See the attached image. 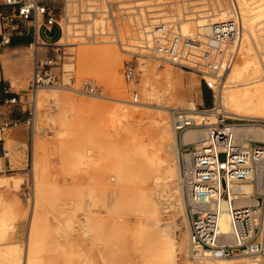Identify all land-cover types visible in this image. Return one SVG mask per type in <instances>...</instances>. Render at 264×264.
Segmentation results:
<instances>
[{
    "label": "rangeland",
    "instance_id": "rangeland-1",
    "mask_svg": "<svg viewBox=\"0 0 264 264\" xmlns=\"http://www.w3.org/2000/svg\"><path fill=\"white\" fill-rule=\"evenodd\" d=\"M46 1L49 5L58 8L64 0ZM134 1H140L136 3L138 5L161 3L152 5L151 9L168 11L171 15H178L181 18L185 14L192 16L194 11L202 8L197 4L210 3L214 7L216 4L215 0ZM223 1L227 3L228 8L230 6L228 0ZM162 3L167 4L162 5ZM199 13L207 14V12ZM141 14L143 18L146 15L144 12ZM57 15L62 16L60 9ZM130 24H133L132 20ZM191 24L194 25L193 20L190 21ZM57 25L47 26L40 20L39 29L46 41L54 42L56 35H62L64 43L62 27ZM129 31L131 29L128 30V35L136 36L134 32L129 33ZM67 35L69 36V31ZM67 41L70 45L64 46L66 57L62 67L53 69L55 73L62 74L60 85L77 90L86 84H91L95 89L94 94L46 89L39 96L37 94V97H33L29 89L34 45L3 54L8 57L4 67L0 56V73H3L13 88L19 91L26 114L24 121L8 124L0 133L7 152V167L3 166L2 159L0 175L12 177L8 180V184L0 186V211H4L3 208L10 203L13 204L11 202L13 200L22 211L15 220L14 229L6 226L3 238H0V248L5 250L0 252V260L17 256L21 264L23 263L26 249L24 233L33 207L31 224L35 225V233L40 239L39 245L44 248L37 255L45 264H69L66 253L74 249L80 254L87 255L86 264H103L102 256L105 254L112 258L113 264H143V259L139 256L143 248L141 241L143 231L140 227L145 228L147 224L149 228L156 230L166 228L179 239L185 226L178 215L179 218L176 219L169 213L162 214L161 223H158L156 215L146 214L140 210L135 205V191L145 184L151 174V168L143 162L140 163L139 169L136 168L124 176L120 171L121 164L130 165L135 161L139 151L138 141H142L149 152L153 148L151 139L146 135L149 119L164 111L155 109L151 105L182 108L181 99L184 98L173 90L165 91L166 83L161 85L163 81H167L162 76L167 73L164 68L167 67L172 72H181L183 75L179 76L180 83L187 80L184 74L189 77L191 87L194 89L190 99L195 98L196 103L200 86L203 85L201 75L195 71H191L192 73L186 71L188 72L186 73L169 63L139 56L135 62L136 77L128 81L123 75V64L129 59V55L122 53L115 43L103 41L96 44H72L71 42L76 40L70 37ZM130 42L136 44L134 41ZM104 43L109 44L117 52L118 56L112 62L116 67L111 69L108 57L103 56L86 59L83 67L78 66V63H81L79 62L81 57L78 59V55ZM55 47L56 44H44L39 47L37 45L36 49L38 53H44L51 52V48ZM119 57L121 62L117 63ZM141 57L149 60L147 65L145 64L144 76L140 74L142 72L139 68L140 61H143ZM156 62L161 64L156 66ZM198 68L203 69V67ZM115 72L121 75L125 93L117 90V87L110 83V76ZM191 74L197 79L192 80ZM154 84L160 91L156 95L147 93ZM204 91L202 107L209 108L213 105L214 98L210 91L206 89ZM134 94L137 95L136 101H133ZM122 100L131 102L123 103ZM217 111L221 110L217 109ZM165 114L170 118L169 113ZM205 116L208 118V115ZM183 143H193L196 146L195 142L189 140H183ZM179 144L180 142L177 146ZM15 179L17 182L14 181ZM31 181L32 189L29 186ZM5 220L9 222L10 218L6 216ZM19 230L21 234L16 238ZM81 230L82 232L87 230L89 234L83 235ZM13 240L19 247L17 253L9 251L11 246L9 243ZM27 255H31L29 247ZM178 264H182L180 258Z\"/></svg>",
    "mask_w": 264,
    "mask_h": 264
},
{
    "label": "built area",
    "instance_id": "built-area-1",
    "mask_svg": "<svg viewBox=\"0 0 264 264\" xmlns=\"http://www.w3.org/2000/svg\"><path fill=\"white\" fill-rule=\"evenodd\" d=\"M0 3L16 7L12 15L1 17L6 24L5 29L19 34L30 33L33 37L29 45H34L29 89L33 97L42 88L62 84V74L55 73L53 69H61L66 57L64 46L68 45L64 41L51 48V52L38 53L35 45L39 44L40 20L47 26L59 24L66 39L73 38L76 43H115L122 53L129 55L123 64V75L128 81L135 79L136 59L142 50H146L183 71L198 72L204 88L211 92L213 98L216 83L207 80L203 70L218 78L221 61H229L232 57L231 53L225 55L222 44L229 45L240 31L231 14L212 22L210 38L214 43H207L205 35L199 32L186 37L177 30V19L171 17L168 11L151 9L158 3L138 5L133 0H64L58 8L49 5L46 0H0ZM141 8L146 12L144 18ZM58 9L62 11V16L57 15ZM131 20L133 24H130ZM130 29L129 33L134 32L136 36L127 34ZM65 31H69V36ZM191 60L194 66L189 63ZM198 63L203 70L196 68ZM77 90L88 94L95 92L91 84ZM136 96L134 94L133 101H136ZM198 109L201 112L213 110L215 120L206 123L207 120L202 118L195 123L208 128L207 138L199 148L193 143L179 146L181 152L193 155V176L182 173V177L185 176L191 243L194 247L208 250L216 259L226 260V264H264V141L250 140L244 146L230 127L234 122L264 125V121L229 118L222 111H217L215 103L209 108L199 106ZM172 111H175L177 130L185 129L188 126L186 121L182 122L185 112L181 109ZM2 130L3 127H0ZM259 166L263 167L262 190L254 189L250 193L235 190L240 181L255 183ZM29 186L32 189V181ZM223 201L226 202L225 211L230 225L228 232H222L219 225L220 203ZM226 235L231 240L226 241Z\"/></svg>",
    "mask_w": 264,
    "mask_h": 264
},
{
    "label": "bare ground",
    "instance_id": "bare-ground-1",
    "mask_svg": "<svg viewBox=\"0 0 264 264\" xmlns=\"http://www.w3.org/2000/svg\"><path fill=\"white\" fill-rule=\"evenodd\" d=\"M222 1L223 0H215V7L210 3H207L208 5H206L205 3L197 4L198 6L201 5L202 8L194 11L192 16H186L185 14L182 18L178 17V15H172L171 17L177 19L175 21L176 28L181 32L182 35L190 37L192 34H194V32H199L205 35V40L207 43H214L210 38L212 34V22L216 19L226 18V16L233 14L234 20L237 22L238 29L240 31L237 36L233 37L229 45L222 44V48L225 50V55L227 56L229 53H231L232 57L229 61H227L226 59H223L221 61V64L217 71L218 78H214V76L208 75V73H206L205 70L202 69L204 71V77L207 80L216 83L215 89L213 91L215 92L214 103L216 105V108L221 110L226 116L232 119H251L264 121V0H228V4L230 5L228 6V8L226 6L227 3L225 4V1ZM139 2L140 1L136 3ZM171 3L173 2H170V4ZM160 4L161 3H158V5ZM204 6H206L207 8H204ZM140 12L142 13L144 12V10L141 8ZM199 12H207V14L200 15ZM191 20H193L194 25H190ZM65 33L67 35V31H65ZM66 38L67 37H65L64 35V40ZM62 40V35H56V41L48 42L42 37L41 32L39 33L40 45L58 44L62 42ZM65 41L66 44H69L67 39ZM71 43L74 44L76 42ZM144 47H146V45H144ZM198 48H200L201 50L205 49V47ZM102 56L108 57V61L111 62V69L116 67L112 62L115 61V57L118 56L117 52L116 50L112 49L111 46L107 43L96 45L91 51H83L80 55H78V59H80L79 57H81V59L79 60V62L81 61V63H78V66L80 65V67H83L86 59H95V57L101 58ZM139 56L150 57L156 61L167 63L164 60L154 57L146 50H142ZM143 57H141L143 61L139 58L141 60L139 63V68L142 72L140 74L144 76L146 74L145 66L147 65V62L149 60L147 61L146 58ZM119 62H121L120 57L117 60V63ZM189 63L192 64L193 61L191 60ZM160 64L161 63L156 62V66H159ZM192 65L194 66V64ZM195 65L197 69H199L198 67H202L201 65H199V63ZM164 70L167 72L162 75L164 79H167L166 82L163 81V84H161L163 86L164 83H166V85L164 86V90L167 92H171L172 90L174 92L178 91L177 89H180V86H182L181 84L183 83H180L178 80V84L180 85H174V77L177 72H172L167 67H165ZM179 74L183 75L181 72ZM191 78L192 80L197 79V77L193 75L191 76ZM110 83L112 86H116L117 90L121 92L125 91L124 82L121 78L120 73L115 72L114 74H112L110 76ZM46 89L51 91H74L84 94L83 92H79L78 90H76V88L64 85H56L46 87L45 89L42 88L40 89V92L38 90L35 96L37 97V94L39 96V94H41L42 91ZM159 91L160 89L157 87V85L154 84L150 88V90L147 91V93L156 95ZM93 96L104 97L103 95ZM199 98L200 93L198 92L197 99ZM122 102L126 103L131 101L122 100ZM181 103L183 104L181 106L182 108L163 105L161 106L160 104L151 105V107L155 109L164 111V113L151 117L149 119V125L147 124L148 130L146 132V135L151 139L153 148L149 152L148 150H146V147L144 146L142 141H138L137 150H139L140 152L138 151V156L135 157V161H133L130 165H127L125 163L121 164L120 171L123 172L122 174L124 176H126V174H129L136 168L139 169L140 163L143 162H145L151 168V174L145 181V184L136 188L135 191V205H137L140 210H142L146 214L156 215L158 217V223H161L162 214L166 215L167 213L168 215L169 213V215H174L173 217L176 219L181 217L183 225L185 226V229L182 230L179 239L173 236L172 232H170L166 228L156 230L149 228L147 224L145 228L140 227V230L143 231L141 238L143 248L140 251L139 256L141 259H143V264H178L179 258L181 259L182 264H226V260L216 259L208 250L194 247L191 243L189 221L186 213L187 199L185 198L183 179V177L185 178V176L182 177V173H185L186 176H193V155L192 153L190 155H186L179 150V146L182 144L183 140L193 141L196 143V148L200 147V144L207 138L208 128L203 125H195V123H198L202 118L207 120L206 123L214 122V112L213 110L201 112L198 109L196 105L197 103L194 99H181ZM172 109H181L185 112L182 120V122L186 121L188 123V126H186L185 129L181 131L177 130V123L175 122L176 117L173 114L175 111H172ZM165 113H169L170 118H167ZM202 113L208 115V118H205V115H203ZM253 125L257 124L234 122L231 123L230 127L236 138L239 139L241 144L245 146L249 143L250 140L259 142L264 141V125ZM178 142H180V144L177 146ZM162 153H164L165 155L162 156ZM1 158L0 163L2 160ZM255 176V183L250 181H240L236 185L235 190L245 193H250L254 189L262 190V166H259L257 168ZM11 178V176L0 175V186L8 184V180ZM14 181L17 182L16 179ZM246 201L249 202L250 200ZM246 201H244V203ZM11 202H13V204L10 203L7 207L3 208L4 211H0V238H3L6 226L14 229L15 220L18 219V215L22 212L19 206H16L17 202L15 203L14 200ZM241 202H243V200ZM225 209L226 202L223 201L220 203L219 213V225L222 232L230 231L228 216ZM33 211L34 209L32 207L28 225L26 226L27 228L24 233V238L26 240V249L22 264H45L39 259V256L37 255V253L44 248H41V246L39 245L40 239L35 233V225L31 224V216L33 214ZM175 215H178L179 217H175ZM6 216L10 218L9 222H6ZM20 234L21 231L19 230V232H17L16 238H18ZM82 234L88 235L89 232L87 230H83ZM225 240L229 241L231 240V237L229 235H226ZM9 244H11V246L9 247V251H12L13 253H17L19 251V247L16 245V241L13 240ZM28 247L31 251V255L29 256L27 255ZM76 247V249H78V246ZM79 250L80 249H78V251ZM4 251V249L0 248V252ZM66 258L68 259L69 264H86V262L88 261L86 254H80L75 249L66 253ZM102 261L103 264H113L114 262L112 261V258L107 254L102 256ZM0 264H21V260L17 256H11L7 260H0Z\"/></svg>",
    "mask_w": 264,
    "mask_h": 264
},
{
    "label": "crops",
    "instance_id": "crops-1",
    "mask_svg": "<svg viewBox=\"0 0 264 264\" xmlns=\"http://www.w3.org/2000/svg\"><path fill=\"white\" fill-rule=\"evenodd\" d=\"M16 7L10 5H4L0 3V56L2 65L4 67V63H6L8 57L3 54L12 53L17 50H22L23 48L29 47V45L33 42V37L30 33L19 34L16 32H12L10 29H5L6 24L1 20V17L5 15H12ZM40 29L38 30V34L40 33ZM6 39L3 41V39ZM39 43V41H38ZM40 44H38L39 47ZM32 46V45H31ZM37 46V45H36ZM177 72L174 77V85L178 84L179 74ZM187 80L181 84L180 89H177L178 96L183 97L184 99H190L192 97L193 88L189 82V77L184 74ZM191 78V77H190ZM187 83V84H186ZM180 84H178L179 86ZM190 88V89H189ZM204 86L201 84L200 86V98L197 100L198 106H204ZM20 93L18 90H15L11 85V82L7 77L0 73V127L5 129L8 124L22 122L26 119L25 108L22 105V97L19 96ZM196 96V91L194 92V97ZM195 99V98H194ZM215 101V100H214ZM209 105V104H207ZM2 130V131H3ZM0 131V133H2ZM3 138H0V158L3 159V166L7 167V152H5Z\"/></svg>",
    "mask_w": 264,
    "mask_h": 264
}]
</instances>
